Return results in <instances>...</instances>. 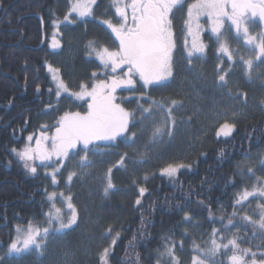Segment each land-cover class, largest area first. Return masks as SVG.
<instances>
[{"label": "rangeland", "instance_id": "rangeland-1", "mask_svg": "<svg viewBox=\"0 0 264 264\" xmlns=\"http://www.w3.org/2000/svg\"><path fill=\"white\" fill-rule=\"evenodd\" d=\"M85 2H87V0H85ZM125 2H130V0H121L120 6L123 7ZM94 9L95 4H92V17H89V19H92L89 21V24H85L83 23V19L88 16L79 17L76 13L69 14L68 7L67 13L69 15V21L66 22L67 24L70 23L71 27H78V25L81 28L87 27L89 31H92V35L94 34L98 39L105 37L106 32L103 28L105 26L107 29V36L110 37L112 35L113 38V40L111 38L109 39L110 43L107 42L108 46L103 45L102 41L104 38L99 42V47L98 40L94 37L86 41L82 40L81 36H79V39H75L74 36H77V32L70 33V38H68L70 27H61L59 29V37L63 38L62 40H69L70 46L74 49L77 48V42H87L92 48L90 49L92 52V55H90L91 58L98 59L102 65L97 52L93 51V48L99 50L106 47L110 51H115L117 49L114 42L116 36L103 21L111 20L114 24H119L122 21L116 12V5L113 0L111 4L109 3L104 9L107 10L109 14L113 12L107 19L99 16L94 18ZM128 11L130 20L131 10L129 9ZM184 18L183 16V19L172 28L173 41L175 44L172 54L173 57L179 56L184 66L181 84H175L172 87L173 95L178 93V96L183 97L182 106L175 107L176 109L173 112L175 120L173 134L169 136L165 132L164 135L154 139L153 131L155 127H165L160 124L162 122L159 123V121H156L159 124L155 125V122L149 119V123H143L141 126H137L138 129L136 132L130 130L126 131V133L122 135L124 136V141L121 143L124 152L123 156L125 157L123 163H121L122 156L117 155L116 140L108 141L104 147H90L91 150L88 152L89 163L85 167L80 166V157L85 153L83 151L74 150V153L70 155L65 165L56 166V168H61V171L56 173V181L59 182V186H57V183L53 184L52 182V176L49 174L52 171H47L50 180L47 182L49 192L46 193L45 199L49 203V210L52 208L53 203H55L57 208H61L62 212L65 214V222H67V217L71 215V212L67 208L64 197L71 195L72 203L77 209V223L73 225L71 229L51 234L48 237L42 255L32 251L24 254L20 259L9 260L5 258L3 264H99V253L102 252L105 247L109 248L110 251L113 238L116 237L117 233L122 232L120 228H118L116 232L113 233V231H111V234H109L107 232L109 228L105 227L104 218L101 215L102 205L110 199L108 198L110 192L118 189L115 181H113V174L118 168H121L117 171L119 176H121L123 180L128 176L129 179H132L134 186L137 184L138 180L146 183L152 179L154 175L166 176L169 178V176L161 174L162 168L166 167L168 164L186 165L189 157L203 150L213 138L219 139L226 137L223 135L218 137L216 135L220 124L227 121L229 123H234L236 128V123L239 120L243 119L248 121L264 114V103H262V101H264V62L255 61L250 78L246 75V68L240 57L243 56L247 59L250 56H254V53L244 44L242 35L238 37L235 28H231V26L227 24L222 28L223 35L220 39H217L216 34L211 30V22H205L203 18L192 22V34H189L188 26L185 24L187 18L186 20H184ZM116 20H118V22ZM63 21L64 19L62 22ZM197 25L199 27H197ZM249 28L250 33L255 35L260 31H264V24L260 23L258 18H254L253 21L249 23ZM54 31H57V29ZM108 31H110L111 35ZM51 39L54 42L59 41L58 37L54 36V34ZM194 39L197 45L204 46V51L202 53L196 52L193 49ZM221 42H226L229 49L232 51L233 58L231 60H229L227 54L219 50ZM189 51L193 52L191 57L188 55ZM175 67H177L176 63ZM220 75H226V84L222 85V82L219 81ZM120 79H125V77L123 76ZM133 80L135 81L134 86L121 85L116 88L117 92L123 88L122 86H124L126 90L135 87H145L144 84L139 86L134 78ZM98 82L99 81H96L93 84ZM54 85L56 87L55 81ZM145 88L147 89L148 86ZM63 93L65 92L62 91L61 94ZM127 95V98H132L129 92ZM138 98L142 100L149 99L147 94ZM87 99L90 98L85 96L80 100ZM159 111L164 115L166 127H171L172 122L167 120V112L164 110L162 111L160 108ZM50 117H55V114H52ZM58 120L59 118H55V125ZM54 128L55 127H52V131L48 132V134L51 133L48 135L49 137L54 134ZM133 134H135L134 137ZM33 137L39 138L40 135H34ZM129 137L132 139H127ZM25 142V145L31 144L33 147L36 143L35 139L32 141L27 139ZM262 156H264V148L246 157L240 164V173L242 170L245 173L242 176L245 180V187L249 190H251L253 184L256 183V179L255 176L249 178L247 168L253 167L256 176H264V167L260 164ZM55 160L56 158L53 157V161ZM37 165H40L39 161H35L33 166ZM109 168L112 169L110 176L114 188L110 189L108 194L105 195L104 188L107 183L105 174L108 172ZM181 168H178L177 172ZM47 172L45 174H47ZM69 172L76 173V176L73 177L71 182L67 179ZM107 175H109V173H107ZM136 186L139 188V185ZM125 188L126 186L119 187L118 190H121L120 197L127 201L133 199V197H130L135 195L134 192L133 194L125 192ZM53 192L56 193V197L54 200H50L49 194ZM61 193L64 194L63 197L60 195ZM137 193H140L139 189H137ZM247 202L242 212L248 215L257 213L258 210L256 206L261 202V198L250 197ZM254 218H258V216H254ZM47 220L48 217L45 216V218L36 225L47 227ZM26 227L27 226H23L22 228ZM241 228L244 229L242 226ZM183 231L184 234L182 237L177 240H171L168 245H171L174 241L177 246H179V244L183 242V250L180 251L178 248L177 255L180 257L181 264H191V257L195 254L192 250V242L195 241L200 244L201 247L207 244L205 247L207 248L210 246L208 243L210 239H206V235L200 230L197 222L193 220H185ZM235 231L237 230L224 231L223 235L220 234V236L222 235L225 242H227L228 239L232 238ZM16 235L17 233L15 230V236ZM217 240L220 242V237H218ZM248 242L249 245L254 246V240L249 238ZM1 246L2 245H0V248H2L0 249V257L5 256L7 252L6 248H8V246L5 245ZM226 258L227 257L222 259L225 263ZM216 259L217 261L221 260L219 257Z\"/></svg>", "mask_w": 264, "mask_h": 264}, {"label": "snow or ice", "instance_id": "snow-or-ice-1", "mask_svg": "<svg viewBox=\"0 0 264 264\" xmlns=\"http://www.w3.org/2000/svg\"><path fill=\"white\" fill-rule=\"evenodd\" d=\"M95 2L96 0H87V2L85 0H69V14L76 13L79 17L91 15V5ZM113 2L122 22L114 24L111 20H105L103 23L107 24L115 34L119 41V47L115 51H110L106 47L99 50L93 48V51L97 52L105 69L111 67L112 73H116L117 69H121L122 66H127V71L124 72L125 79L113 75L110 78V83L100 80L91 85L90 91L87 85L81 83V91L71 93V95L76 96L77 99H83L85 96L90 98L86 112H65L54 125L55 132L51 137L46 133H42L39 138L29 136V141L33 139L36 141L34 147L28 144L21 150L13 148L12 151L19 157L24 168L31 173L37 172V167L33 166L35 161H39L40 166L44 167L51 166L48 162L65 165L74 150L85 153L80 157V166H87L89 163L88 152L91 150L89 146L93 145L94 141H115L118 136H122L126 132L129 120L133 116V113L126 111L114 102L113 92L115 89L121 85L134 86L135 81L132 77L136 75L143 81L145 87L160 84L173 75L172 53L175 44L170 14L182 4L183 0H130V2H125L123 7L120 6L121 0H113ZM129 9L131 10L130 20ZM187 16L188 19L185 24L188 26L189 34H192L193 20L206 16L212 24L211 30L216 34L217 39L223 35L222 28L225 19L230 21L237 36L242 35L244 44L254 53V56L247 59L243 56L240 57L249 78L255 61L264 62V31L253 35L249 28V23L254 18H258L259 22L264 24V0H194L193 3L188 4ZM64 20L69 21V15H65ZM197 27L199 26L197 25ZM58 46V42L52 45V47ZM193 49L202 53L204 46L197 45L194 39ZM219 50L227 54L229 60L233 58V53L226 42H221ZM188 55L191 57L193 52L189 51ZM48 67L49 71L53 73V80L56 83V96L60 97L62 91L68 92V86L59 78V69H54L51 65ZM95 75L96 73H93V76ZM219 81L222 82V85L226 84V75H220ZM152 105L162 111L164 110L162 102L153 100ZM178 106H182L180 102L171 101V105L167 108V120L172 122V126L167 128L155 127L154 139L164 135L165 132L169 136L173 134L175 120L172 111ZM140 107L143 112H151V107ZM234 128V123L225 121L220 124L216 135L227 137ZM134 136L135 134H133ZM80 145L83 147L79 148ZM53 157L56 158L55 161H53ZM124 159L125 157L122 156L121 163ZM260 164L264 167V156L261 157ZM181 167H186V165L168 164L161 169V174L169 177L175 176L178 168ZM60 171L61 168L57 167L49 173L52 176L53 184L57 183L56 173ZM111 171L112 169L109 168V175L106 177L107 183L104 188L105 195L114 188L110 176ZM244 174L242 170L241 175ZM247 174L249 178L255 176L256 183L253 184L251 190L245 187L242 193L237 194L235 205L243 207L244 202H247L250 197L261 198V202L256 206L257 213L254 215L245 214L241 219L252 225L254 229L258 228L264 234V176H256L253 167L247 168ZM74 176H76L75 172H69L68 181L71 182ZM139 191L143 195L146 189L141 187ZM60 195L63 197L64 194L61 193ZM55 197L56 193L49 194L50 200H54ZM64 201L71 212V215L67 217V222H65V214L61 208H57L53 203L49 212L45 213L48 217L47 227L33 224L32 221H29L26 228L17 226V235L9 243L5 256L0 257V264H3L5 258L9 260L20 259L24 254L32 251L42 255L51 234L71 229L77 223V209L72 203L71 195L64 197ZM136 203L139 204L140 200L137 199ZM235 205L232 215L228 218V225H233V217L237 215ZM254 216H258V219ZM188 219V215L185 214V220ZM111 231V228L107 230L109 234ZM219 231L213 228L212 239L209 241L210 246L207 248L201 247L195 241L192 242V250L195 254L191 257V264H225L224 260L217 261L216 259L217 256L225 255L227 256V264H264V251L258 253L252 251L251 248H242L238 243L240 239L238 236H234L228 239L227 243H223L224 237L221 235L220 242H218L216 237L219 235ZM118 237L119 233L116 234V238ZM116 238L112 240L113 245L116 243ZM178 248L180 251L183 250V242L179 246L174 241L171 245H165L164 251L157 256L156 264H163L165 257L168 264H181L180 257L177 255ZM229 252L230 255H228ZM108 256L109 248L105 247L99 253V264H108ZM137 264H139L138 254Z\"/></svg>", "mask_w": 264, "mask_h": 264}, {"label": "trees", "instance_id": "trees-1", "mask_svg": "<svg viewBox=\"0 0 264 264\" xmlns=\"http://www.w3.org/2000/svg\"><path fill=\"white\" fill-rule=\"evenodd\" d=\"M109 3L110 0H96L95 18L103 17L105 6ZM68 6L69 0H0V41L48 42L54 26L61 24L64 19ZM76 35L74 38L79 39L80 33ZM32 46L46 50L45 43L41 47ZM39 49L33 48L32 57L39 59L41 56H52L49 53L42 55L44 53L39 52ZM9 55L7 50L0 53L2 71L8 72L4 58ZM18 56L25 58L31 54L27 56L22 53ZM75 65L76 74L72 79L79 73H84V68L77 61ZM9 87L7 82H0L2 97H5L4 92ZM263 148L264 114L248 121L239 120L229 137L213 138L203 150L191 155L186 167H182L173 177L154 175L146 183L138 180L134 186L132 179L127 176L123 180L116 170L113 174L116 187L119 189L126 186L125 192H134L135 195L127 201L120 197L121 190L117 189L110 192V199L102 205L101 215L105 227L112 228L113 233L118 228L122 231L118 238L115 237L116 243L110 246L108 264H137V254L139 264H156L157 256L164 251L165 245L183 236L185 214L189 220L197 222L207 240L212 239L213 228L220 230L217 239L224 231L237 230L232 238L238 236V243L242 248H251L258 253L264 251V247H258L264 246V234L241 219L245 215L242 209L248 202H244L243 207L235 205L237 194L242 193L245 188L240 164L246 157ZM5 154V151H0V170L7 167L13 171L22 168L19 158ZM27 172V193L34 195V201L27 206L13 203L9 208L8 216L13 222L9 223L7 232L0 231V244L5 246L9 245L14 236L13 226H27L29 221L33 224L40 223L49 208L43 191L47 181L37 174L28 170ZM8 175L16 176L13 172ZM136 185H139V188ZM141 187L146 189L143 195L137 193V189ZM20 195L21 191L2 194L12 197V200ZM137 199L140 200L139 204L136 203ZM234 205L237 215L233 217V225H228L227 221L234 211ZM5 212L3 209V213ZM249 238L254 240V246L248 244ZM223 243L227 242L224 240ZM206 245L202 247L205 248ZM230 254L229 252L228 255ZM217 257L222 260L227 256ZM163 264H168L166 257Z\"/></svg>", "mask_w": 264, "mask_h": 264}, {"label": "flooded vegetation", "instance_id": "flooded-vegetation-1", "mask_svg": "<svg viewBox=\"0 0 264 264\" xmlns=\"http://www.w3.org/2000/svg\"><path fill=\"white\" fill-rule=\"evenodd\" d=\"M193 2L194 0H183L182 4L173 10L170 14L172 28L183 19V16L185 17L184 20H186V18L188 19V4ZM103 12V17L106 19L113 13L109 14L107 10H104ZM66 15H68V13H66ZM90 16L91 15H88V17L84 18L83 23L89 24V21L92 19H89ZM201 18L204 19L203 21L209 22L206 16H202L198 20H201ZM116 21L118 22V20ZM195 21L196 20H193V22ZM224 24H228L231 28H233L231 22L226 19ZM61 27L71 28L68 32V38H70V33L74 32H77V34L80 33L81 39L85 41L92 37L96 38L98 40V47L99 42L103 38L104 40L102 43L105 46H108L107 42L110 43V38L113 40L110 31L108 32L111 36H107L108 34L105 26L103 27L106 32L105 37L98 39L94 36V34L92 35V31H89L87 27L81 28L79 25L78 27H71L70 23L67 24L64 20L61 24L54 26L51 35V37H53V34L58 37V47H52V45L57 42H54L51 37L48 42H44L46 44V50L32 46L40 45L39 47H41L44 44L43 42L29 43L24 42L23 40L14 42L0 41V53H3L5 50L10 53L8 57L4 58V62H7L8 65L5 67L8 72L6 70V72L2 71L0 64V82H7L10 85L9 89L4 92L5 97L1 96L0 90V151H5L6 156H13L18 159L19 157L15 153L13 154L12 149H23L25 147V141L29 136L38 134L41 136L42 133H46L47 135L51 134H48V132L52 131L51 128L55 125V118L58 119L59 116H62L65 112H86L90 99L80 100L77 99L76 96L71 95V93L81 91V83L87 85L88 90H91V85H93L94 82L104 80L105 82L110 83V78L113 75L117 78H121L124 76V72L127 71V66H122L121 69H117L116 73H112L111 67L105 69L104 65H101L98 59H94L93 57L91 58L90 55H92V52L90 49L92 48L87 42H77V48H72L69 40H62L63 38L59 37V29ZM56 29L57 31H54ZM18 33L19 32H17L16 36H18ZM114 42L116 48L118 49L119 41L116 39ZM33 48L39 49V52H43L44 54L42 55L49 53L52 56L48 58L41 56L39 59L32 57ZM22 53L27 56L31 54V56L25 58L19 57L18 55ZM76 61L82 68H84V73H79V75L77 74V77L72 79L71 77L76 74V72H74L77 68V65H75ZM175 63L177 64V67H175ZM94 64L95 68H93ZM49 65H51L54 69H59V78L62 79L68 86V92L61 94L60 97L56 96L53 73L49 71ZM172 68L173 75L171 77H168L167 80L162 81L160 84L149 85L147 89L143 86L140 88L135 87L130 90H126L124 89V86H122L123 88H121L118 92L115 89L113 92L115 97L114 102L119 104L126 111L133 113L126 131L130 130L136 132L138 129L137 126H141L143 123H149L148 119L150 121H154L155 125L162 122L160 124L167 128L164 115L159 111L158 107L152 105V101L156 100L158 102H162L164 105V111L166 112L167 108L171 105L172 100H176L182 105L183 97L178 96V93L173 95L172 87L175 84H181L184 66L180 57H173V54ZM93 73H96V75L93 76ZM133 78L139 86L143 84V81L139 79V76L136 75L133 76ZM128 92L130 93V96L132 95V98H127ZM144 94H147L149 98L148 100L138 98ZM140 106H143V108L151 107V112H147L146 114V112L142 111ZM175 109L176 108H174V110ZM174 110L172 111L173 117ZM52 114H55V117H50ZM156 121H159V123ZM123 141L124 136L117 137L116 139V150L118 151V156L124 155L121 147V143H123ZM107 142L108 141H102L101 143L90 145L89 147H104ZM79 147L82 148L83 146L80 145ZM20 164L22 166L20 170L18 169L13 171L10 167L0 170V231L5 230L7 232L9 223L13 222V220L8 216L10 207L14 204L27 206L34 201V195L31 196L29 192L27 193L28 187L25 183L28 180L27 169L24 168L21 161ZM50 165V167L37 165V172L32 174H37L40 178L48 182L50 179L47 171H52L53 168L59 166V164L56 163H50ZM120 169L121 168H118L117 171ZM12 172L13 174L15 173L16 176L8 175V173ZM46 172L47 174H45ZM107 173L108 172H106L105 177L108 176ZM19 176L21 179H19ZM19 181L20 185H18ZM59 185V182H57V186ZM18 191H21V195L14 200H12V197L2 196V194L6 192L12 193ZM43 191L45 194L49 192L48 184L44 186ZM3 209L6 210L5 213H3ZM48 210L47 212H49ZM45 213L43 218L46 216ZM16 228L17 226L12 227L14 236Z\"/></svg>", "mask_w": 264, "mask_h": 264}, {"label": "water", "instance_id": "water-1", "mask_svg": "<svg viewBox=\"0 0 264 264\" xmlns=\"http://www.w3.org/2000/svg\"><path fill=\"white\" fill-rule=\"evenodd\" d=\"M137 76H138V75H137ZM102 141H103V140H101V141H94V143H101ZM94 143H93V144H94Z\"/></svg>", "mask_w": 264, "mask_h": 264}]
</instances>
